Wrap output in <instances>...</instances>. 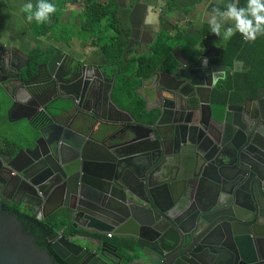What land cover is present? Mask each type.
Here are the masks:
<instances>
[{
    "label": "water",
    "instance_id": "1",
    "mask_svg": "<svg viewBox=\"0 0 264 264\" xmlns=\"http://www.w3.org/2000/svg\"><path fill=\"white\" fill-rule=\"evenodd\" d=\"M118 2L121 6L122 0ZM139 4L132 7L130 21L141 6L144 24L154 28L161 23L151 17L150 2ZM171 19L163 17L166 24ZM184 42L197 58L177 45L171 51L178 64L174 72L163 74L164 79L158 69L143 80L137 94L146 108L139 119L114 100L110 119L85 108L79 111L91 99L93 86L98 84L101 92L106 81L87 72L83 78L75 76L74 59L65 84L50 71L54 58L46 65L48 83L1 84L2 108L38 113L43 108L46 114L34 126V146L20 149L0 167L2 189L46 200L49 209L38 213L39 220L69 211L71 225L75 230L80 225L83 232L49 237L52 250L66 264H264V90L255 100L227 106L223 122L232 128L230 139L223 142L206 129L201 134L190 126L179 101L187 98V87H202L197 76L213 69L206 104L208 119L217 121L210 105L218 80L212 64L220 55L212 54L204 40L192 45L185 36ZM223 70L225 79L226 66ZM120 74L119 69L111 77L112 91ZM47 94L51 96L43 101ZM151 102L156 105L150 107ZM30 118L24 114L16 121ZM105 233L122 243L93 236ZM0 264H56L1 204Z\"/></svg>",
    "mask_w": 264,
    "mask_h": 264
},
{
    "label": "flooded vegetation",
    "instance_id": "2",
    "mask_svg": "<svg viewBox=\"0 0 264 264\" xmlns=\"http://www.w3.org/2000/svg\"><path fill=\"white\" fill-rule=\"evenodd\" d=\"M141 1L143 0H131L123 2L121 5L122 8L120 9L119 18L124 22L125 27L124 29L120 27L117 32L116 30H110V33L106 35V39L103 43V45L108 43L109 45L113 46V43L116 42L118 38H124L126 40L127 44L125 46L122 63L114 62L106 56L105 52L102 50L103 45L101 47L98 45L100 40L99 37L96 36L89 38L86 42L84 39H82L77 50L71 47L68 40L63 37L59 38L56 35L53 37L52 35H48L46 37L36 36L38 43L36 45L31 43L28 48H24L22 47L21 43L17 44L16 42L11 43L10 45L7 43L0 44V113L1 115L5 114L0 120V167L2 164L5 166L6 163L8 164L10 161H12L20 149H27L28 147L34 146V142L37 139L33 138L35 135L34 126H36L38 122H44L46 120L45 109L43 108L39 110V113L37 110L25 112L18 108L9 110V106L2 108L3 92L1 89V84L10 83L14 84L15 88H17L20 86V84L25 83L30 85L34 84V82L40 81L48 83L50 77L49 70L47 69L46 65L49 64L52 58H54V60L52 66L50 67V71H52L59 78V80L65 84L66 81L63 79V77L68 73L67 66L70 60L74 59L75 61L73 62V66L77 69L75 76H80L83 78L87 72L89 74H95L96 76L94 79L97 81L98 77H101V81L104 79L106 81L101 92L98 91V84L93 86L94 89L92 90L91 99L86 102L85 105L79 106V111L82 110V108H85L90 111L93 116H99L103 120L110 119L112 118L114 112V107L112 106L111 101L114 100L117 102L115 97L117 83H119V77L124 73L122 66L129 64L128 70H131L133 67L139 68V64L135 60L146 55V53H150V48H152L156 41L160 38L163 40L171 39L170 42L174 44L173 49L177 45H180L182 50L193 59H196L197 56L194 54L192 47L184 42L185 36H187V40L192 45L197 44L198 40L200 39L208 42L211 44L212 54L216 56L220 55L214 60V63L212 64V66L216 67L215 72L218 80L215 84V87L212 88L210 105L212 108L213 118L217 121L214 122L208 119V107L206 104L209 89L207 84L212 85L214 82V79L211 77L213 69H206L204 73L200 74L201 76H197L195 78L196 83H200L202 87H196V89L187 87L185 89L188 96L186 99H180L179 107L184 111V113H187L190 126L195 128L198 132L203 133V130L206 129L216 133L218 139L222 137L224 140L223 142L227 141L228 130L231 128V126L229 123L227 125L224 124L223 121L225 112L221 113V106L217 105L213 101L214 92L224 83L223 67L225 65L221 62L223 49L219 45V39L221 38L219 36V31H215L206 27H198L188 19L183 20L178 25H175L172 29L170 24H166L163 21V17L166 15V13L164 12V7L161 5L159 0H157L156 3L154 1L152 2L151 0H146L152 4V7H149L151 17L156 18L158 21L161 20V23H159L157 26L154 28H149V26L144 24V22L139 19L140 14L143 11V7L141 6L138 9V14H135L136 16L130 21L132 7L136 6L137 4L142 5L139 4ZM147 32L153 37V39L146 35ZM173 36L175 39H173ZM83 37L85 38V36ZM177 67V63L172 66L166 61L157 69H155L150 74V76L157 72L158 69H160V75L164 76L167 73L174 72ZM119 69L121 70L122 74L116 76V86L112 91V86L110 84L111 77L116 74ZM133 78L134 77L132 76V79ZM161 78L165 79V76ZM132 79H130L129 82H131ZM144 79H142L140 84L135 88V94L138 97L139 95L137 92L142 86ZM64 84H62L63 87L65 86ZM151 86H153V83L147 84V88ZM63 90H65V88ZM139 92L148 93L147 91L142 90H139ZM50 96V94H47L42 98V100L46 101ZM201 100L204 101L203 106L201 104ZM155 105V102L150 103V107H154ZM82 113L83 112H77L78 116H80ZM24 114H27L31 117L30 121H16L19 116ZM155 114H157V112ZM230 116L231 114L228 115L227 120L230 119ZM92 118L94 119L93 123H96L95 118ZM72 120L73 118H69L68 122L71 123ZM75 131L79 132L78 130ZM28 137L33 138L32 142L30 144L24 145V142ZM18 145H20V147H17ZM4 173L5 175H9L7 170H5ZM2 182L3 179L0 178V204L2 209L8 210L10 208H14V206H18L26 209H33L37 216L40 211L49 209V204L46 203V200L44 199L41 200L28 198L24 196L22 192L16 193L14 191H3L1 185ZM24 188H26L29 192L34 193L33 189L27 186H24ZM25 201L36 203L41 206L39 209H36V207L26 204Z\"/></svg>",
    "mask_w": 264,
    "mask_h": 264
},
{
    "label": "trees",
    "instance_id": "3",
    "mask_svg": "<svg viewBox=\"0 0 264 264\" xmlns=\"http://www.w3.org/2000/svg\"><path fill=\"white\" fill-rule=\"evenodd\" d=\"M73 1L75 0H44L38 3L33 9L35 35L37 37L56 35L59 38H69V41L79 30V32L84 31V34L94 36L100 34L101 36L100 25L104 20L107 22L109 31L117 32L120 27L124 29L125 24L119 18L120 8L117 0H84L82 20L79 27L72 33L70 30L75 28V23H63L61 5ZM256 10L257 4L254 0H238L236 11L241 18L222 50L221 62L227 68L226 78L213 95L214 103L221 106V113L225 112L229 104H242L247 99L255 100L264 90V27H259L255 21ZM212 30L216 31L217 28L213 27ZM251 31L254 32L253 38L248 37ZM104 39L106 36L102 35L100 40ZM126 44L124 38H118L113 46L105 43L102 50L110 60L122 63ZM173 47L172 42L169 43L160 38L151 48L150 54L135 60L139 68L133 67L128 70L129 64L122 66L124 73L119 77L115 97L131 105L133 112L138 116L145 113L146 106L144 101L135 94L136 86L164 62L167 61L172 66L176 64L171 55ZM237 63L242 64L239 70L236 69ZM130 79H132L131 82H129ZM231 135L232 128H229L227 139H230ZM2 210L18 218L24 229L35 237L37 246L48 251L56 264H65L52 251L49 237L54 232H64L66 235L76 232L71 227L68 210L62 209L43 220L37 218L33 209L14 206L8 210ZM60 213H63V216Z\"/></svg>",
    "mask_w": 264,
    "mask_h": 264
},
{
    "label": "crops",
    "instance_id": "4",
    "mask_svg": "<svg viewBox=\"0 0 264 264\" xmlns=\"http://www.w3.org/2000/svg\"><path fill=\"white\" fill-rule=\"evenodd\" d=\"M42 1L44 0H0V44L7 43L10 45L11 43L16 42L17 44L21 43L22 47L28 48L31 43H33L34 45L38 43V39L33 30V23L35 21L33 9L38 3ZM83 1L84 0H75L71 3L61 2V7L63 9L62 21L64 24H69L70 22H72L75 23L74 27H79L84 11ZM124 1L131 0H122L121 5ZM151 1H154L155 3L157 2V0ZM159 1L164 7V12L166 13V15H169L172 18V22H168L171 26L178 25L183 20L188 19L198 27H206L210 29L216 27L220 33L219 36L221 38L219 37V45L222 49L224 48L228 39L233 35L235 28L241 18L236 11L238 0ZM119 8L121 9L122 7L119 5ZM255 21L257 25H259V27H264V4H257ZM74 30L76 29L74 28ZM77 31L78 32L75 34V36H73V38L69 40V44L75 50H77L82 39H84L86 42L89 38L95 37L94 35L88 33L84 35V31ZM53 36L55 35H52V37ZM83 36H85V38ZM101 36L100 34H98L96 37H99L100 40ZM65 39L68 40L69 38ZM104 40L99 41L98 45L100 47L103 45ZM150 53H146V55ZM241 67L242 64L237 63L236 69L239 70ZM117 102L123 110L130 112L135 116V118L139 119L140 116L133 112V108L131 107V105L127 104L120 98H117ZM3 115H1L0 113V120L1 118H3ZM71 227L73 228L72 225ZM75 231L83 232V229H81L79 225V228ZM108 234L109 233H105L103 235L94 234L93 236L114 245H120L122 243V240L117 236L113 235L112 238H109Z\"/></svg>",
    "mask_w": 264,
    "mask_h": 264
},
{
    "label": "rangeland",
    "instance_id": "5",
    "mask_svg": "<svg viewBox=\"0 0 264 264\" xmlns=\"http://www.w3.org/2000/svg\"><path fill=\"white\" fill-rule=\"evenodd\" d=\"M75 29H77L75 27ZM72 33L75 32L74 29L70 30ZM100 32L103 36H106L108 35L110 32H109V29L107 28V22L104 20L103 22H101V25H100Z\"/></svg>",
    "mask_w": 264,
    "mask_h": 264
},
{
    "label": "built area",
    "instance_id": "6",
    "mask_svg": "<svg viewBox=\"0 0 264 264\" xmlns=\"http://www.w3.org/2000/svg\"><path fill=\"white\" fill-rule=\"evenodd\" d=\"M257 4L259 5H263L264 4V0H254ZM249 38H253L254 37V33L253 32H249V35H248ZM113 234L112 233H109L108 234V237L109 238H112Z\"/></svg>",
    "mask_w": 264,
    "mask_h": 264
}]
</instances>
